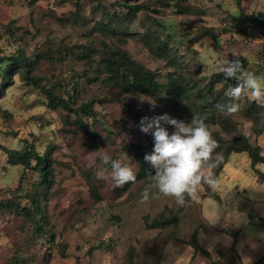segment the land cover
<instances>
[{
	"label": "rangeland",
	"instance_id": "rangeland-1",
	"mask_svg": "<svg viewBox=\"0 0 264 264\" xmlns=\"http://www.w3.org/2000/svg\"><path fill=\"white\" fill-rule=\"evenodd\" d=\"M137 1L150 7L132 22L121 19L115 34L103 24L109 17L99 13L97 0H0V54L11 56L22 47L33 60L31 74L54 94L70 91L68 83L77 81V101L68 112L51 108L22 71L0 74V146L21 149L28 140L54 160L53 181L40 188L39 171L12 165L0 147V204L24 205L37 191L46 205L42 230L0 205V264H128L131 252L134 264H244L246 258L254 264L264 255V163L253 166L248 152L232 153L215 169L217 191L202 185L200 202L183 207L171 198L152 199L150 177L113 188L96 178L98 159L89 167L100 153L113 159L127 154L137 173L134 148L141 145L149 154L155 143L152 133L140 130L143 117L167 113L191 122L196 112L190 98L171 91L172 79L189 83L194 100L198 91L207 92L209 75L225 59L244 55L248 69L264 75V29L238 31L234 25L241 12H264V0ZM177 4L189 11L180 13ZM157 35L167 45H159ZM114 50L123 56L115 60L118 72L108 62ZM129 68L154 74L161 87L153 94L139 91L133 75L126 76ZM85 102H92V111L77 117ZM237 103L255 102L243 97ZM255 116L240 109L226 115L230 124L221 116L208 123L216 151L224 157L223 147L241 136L237 129L248 127L249 141L264 154V120ZM145 188L151 189L150 200L142 204ZM216 218L215 225L206 222Z\"/></svg>",
	"mask_w": 264,
	"mask_h": 264
},
{
	"label": "trees",
	"instance_id": "trees-1",
	"mask_svg": "<svg viewBox=\"0 0 264 264\" xmlns=\"http://www.w3.org/2000/svg\"><path fill=\"white\" fill-rule=\"evenodd\" d=\"M178 11L180 13H187L189 8L184 4H177ZM150 7L149 3L146 2H138L137 0H114L111 4H107L104 0H97L96 8L101 15L106 14L109 17V21L107 23H103L108 30L113 31V33L117 34L121 32V28L119 26L122 22L121 19L126 20L127 22H132L135 20L140 12ZM157 11V10H156ZM76 21H78V15L76 16ZM111 23L115 24L114 27H111ZM234 25L237 27L238 31H241L248 28L250 25L255 27L264 29V12L260 11L256 14L241 12L235 18ZM161 28V26H160ZM121 29V30H120ZM155 33L156 31H151ZM157 40L159 45H167L164 42L163 38L157 35ZM150 43V42H149ZM152 45V43H150ZM114 54L111 55L109 64L117 65L115 60L123 57L119 50H114ZM237 58L241 60L244 67L248 69L249 59L244 55H239ZM236 58V59H237ZM130 60V58H129ZM33 61L30 56L27 55V52L24 51L22 47L18 48V51L11 56H5L0 54V74L7 77L9 76V71L14 69V72L18 69V71H22L24 74V78L29 80V83L34 85H39L42 91L47 95L48 105L51 108L57 109L62 107L63 109L69 111H74L73 104H76L77 98L75 94V89L77 85V81L73 78L68 83V90H66V94L58 95L54 94L50 87L46 85H41L39 81H37V77L32 75V62ZM170 63L173 64L176 60H172L170 58ZM131 62V60H130ZM133 64V62H131ZM108 64V65H109ZM116 67L114 66V69ZM130 70L126 74L127 77H131L133 75L134 83L136 84V89L146 94H153L159 90L161 85L159 82L155 80L154 74L150 72H144L142 69L129 68ZM118 72V68L115 69ZM193 75L191 73L188 74L187 78H192ZM208 79V76H205V79ZM184 83V84H182ZM194 83V82H193ZM2 84V83H1ZM0 84V89L2 88ZM221 85V88L218 89L217 86ZM236 84L235 80L226 79L222 73L219 71L213 72L209 75L208 83H207V92L202 93V91H198V97L194 100L190 97V87L189 83L183 82V79H172L170 86L171 91L175 94H180L183 98H190L189 104L192 109L197 113L204 117H206V124L208 123H217L219 117L223 118L225 123L230 124V120L226 117V115L221 114L215 107L217 103H228L229 98L225 96V90L229 86H234ZM74 91V93H72ZM72 93V94H69ZM202 93V94H201ZM194 95V94H193ZM201 95V96H200ZM192 96V95H191ZM92 102H85L79 104L78 109L75 110L77 117L81 116L83 113H90L92 111ZM242 113L247 116L256 115L255 117H259L260 111L258 110L255 103L250 105H244L240 107ZM235 138V137H234ZM26 141V140H25ZM26 147L21 149L7 148L5 146H0L5 150L7 156L9 158V162L12 165H23L27 169L33 168L39 171L41 180L37 184V186L44 187V185H51L53 181V169H54V160L49 154H44L40 152L36 148V144L31 142H26ZM93 149L97 150V146H91ZM224 151V162H228L229 156L234 152H248L251 164L256 166L258 164L264 163V154L261 152V147L259 145H253L248 137L243 135L238 136L235 139H232L229 144H227ZM146 152L141 145H137L134 148V157L137 159L139 163V171L137 172V181L143 178L150 177V173H152V169L148 162L145 161L144 157ZM110 167V166H107ZM261 179L264 182V172L259 171ZM136 181V182H137ZM133 184H126L125 189L129 188ZM90 189L92 194L95 197H99L97 188L94 186L93 182H90ZM212 196L218 197V195L214 192H211ZM45 195V194H44ZM47 197V195H45ZM29 203L21 205L17 203L15 207H13V202H2L0 205H4L9 210L14 211L17 214H23L26 217L33 220V225L38 229L42 230L43 217L46 212V205L43 203V197L41 193L34 192L32 195H28ZM46 199V198H45ZM54 239V238H53ZM134 254L131 252L129 257L128 264H134L133 262ZM18 259V258H17ZM254 264H264V255L257 259Z\"/></svg>",
	"mask_w": 264,
	"mask_h": 264
},
{
	"label": "clouds",
	"instance_id": "clouds-1",
	"mask_svg": "<svg viewBox=\"0 0 264 264\" xmlns=\"http://www.w3.org/2000/svg\"><path fill=\"white\" fill-rule=\"evenodd\" d=\"M233 54L236 55L234 52ZM217 69L226 79L236 81L234 86L225 90L224 94L229 98V102L215 105L221 114L238 113L240 104L237 101L243 97L264 109V75H257L254 71L246 69L239 58L225 59L217 65ZM260 116L264 120V111L260 112ZM165 124L174 126L175 131L170 134ZM140 130L152 133L155 141L153 151L144 157L152 169L151 189L155 190L152 199L171 198L177 206L183 207L189 201L200 202L202 185L213 191L220 188L221 182L215 169L223 162L224 157L221 152L216 151L219 143L209 130L206 117L194 113L191 122L186 123L167 113L151 118L145 116L140 121ZM236 134L248 137L251 132L245 127L237 129ZM97 159L100 162L95 172L97 179L110 181L113 188L136 183L135 165L127 154L122 158L113 159L107 153H100L89 161V167L96 166ZM107 166H110V169ZM151 189H144L140 203L149 202ZM217 221L218 218L206 220L211 225H215ZM244 264H250L247 258Z\"/></svg>",
	"mask_w": 264,
	"mask_h": 264
}]
</instances>
